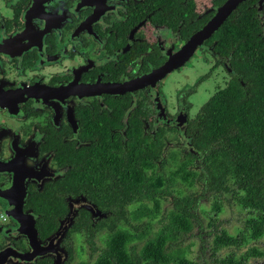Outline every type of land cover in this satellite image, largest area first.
<instances>
[{"label": "flooded vegetation", "instance_id": "obj_1", "mask_svg": "<svg viewBox=\"0 0 264 264\" xmlns=\"http://www.w3.org/2000/svg\"><path fill=\"white\" fill-rule=\"evenodd\" d=\"M248 66L264 69V0H0L1 259L92 264L115 243L117 230L131 232L125 245L138 258L180 198L165 168L174 161L195 169L187 123L218 91L227 88L236 99L250 80ZM170 79L183 86L172 112L165 97ZM213 81L224 88L210 96ZM157 106L170 119L159 118ZM156 145V158L135 156L136 148ZM133 168L141 180L170 182L168 196L153 201L145 190L133 192ZM231 188L189 210L191 231L175 241L186 246L188 237L198 245L190 261L220 264L231 256L236 264H264V225L252 240L248 221L257 210L236 203ZM202 200L213 202L218 219L208 229L196 215ZM223 208L237 227L220 220ZM60 226L59 241L47 243ZM221 235L240 245L212 251ZM222 250L228 252L219 258Z\"/></svg>", "mask_w": 264, "mask_h": 264}, {"label": "trees", "instance_id": "obj_2", "mask_svg": "<svg viewBox=\"0 0 264 264\" xmlns=\"http://www.w3.org/2000/svg\"><path fill=\"white\" fill-rule=\"evenodd\" d=\"M245 76L250 78L247 84L238 87L240 94L236 99H228L227 106L231 113L230 117L221 121V130L210 136L212 118L214 116L215 98L211 97L204 103L195 118L187 123L186 135L190 143L198 153L195 169L187 163L180 166L181 179L188 177L189 184H198L197 195L187 194L175 200L174 208L159 221L163 224L153 236L149 237L139 253L134 252L133 247H127L133 240L129 231H116L115 243L108 244L107 249L100 254L92 264H197L186 257V246H180L175 240L191 231L190 218L193 216L189 210L206 195L232 193V199L240 206L257 210V219H250V237L257 239L263 233L264 225V69L257 67H245ZM237 86V85H236ZM159 146H149L144 151L135 149V156L141 160V153L151 159L156 158ZM131 190L145 194L155 201L157 198H166L169 194L167 185L170 182L151 179L141 180L136 169L133 168ZM138 177V178H137ZM185 182V181H184ZM163 188H160L162 187ZM156 213L148 214V217H156ZM199 229L200 223L197 220ZM148 229L149 227H144ZM142 228L141 236L146 233ZM224 235V234H223ZM240 244L227 237L214 238L213 249L221 246ZM205 246L202 248L204 251ZM254 255L248 251V255ZM220 264H236L230 256L222 259ZM43 264V263H39ZM84 264V263H80ZM199 264H207L200 261Z\"/></svg>", "mask_w": 264, "mask_h": 264}, {"label": "rangeland", "instance_id": "obj_3", "mask_svg": "<svg viewBox=\"0 0 264 264\" xmlns=\"http://www.w3.org/2000/svg\"><path fill=\"white\" fill-rule=\"evenodd\" d=\"M186 79H184L181 75H180V83L182 82H185ZM174 80L173 79H170L167 83V85H165V97H166V100H167V103H168V106H169V110L172 112L173 110V102H174V99H175V94L176 92L181 88L182 89V85L179 86H174L172 84ZM213 83H215L212 87H213V91L211 90V87L208 91V94L211 96V94H214L217 90H220V89H223L224 87L222 85L219 84V81H213ZM212 84V83H211ZM180 89V90H181ZM216 90V91H215ZM227 88L224 89V91H218L216 93V98H215V108H214V116L212 118V127H211V135L213 134H216L218 133L220 130H221V121L224 119L226 120L227 118L230 117V112L228 110V106H227V100L228 99H233L235 98L236 96L234 95V97L232 96L233 93H231L230 91H226ZM206 92L204 89H202L201 92H199V95H200V98L198 100H196V105H198V101H200L203 96L202 95H205ZM202 96V97H201ZM176 99H177V102L180 101V98L178 96H176ZM163 103V101H162ZM163 105V104H162ZM193 106V105H192ZM168 108V107H167ZM180 108H183L186 110V108L181 105ZM157 111H160V114H159V118L163 119V120H168L170 118H168L165 114H164V111H163V108L162 106L158 107L157 106ZM190 118L195 114V110H192V107L190 108ZM174 120V119H172ZM171 151L172 154L176 153L177 150L176 149H172ZM169 155V153H168ZM167 155V156H168ZM170 161L172 160L170 157H167ZM172 164L167 166L164 170L165 172V175L166 176H169L171 177L170 181H171V187H173V192L178 196V197H182V196H185L187 194H189L190 192H195L197 191L198 192V188L197 187H193L189 184V181H188V177L185 176L184 179L185 180H182L181 179V175H180V171L178 170L179 166L178 164H176L174 161H171ZM175 171V172H174ZM173 172L175 173V176L173 177L174 178V181L172 179V174ZM185 181V182H184ZM227 198V197H225ZM228 199V198H227ZM215 202V201H214ZM221 202V201H220ZM221 207H223V203H221ZM235 207V206H234ZM214 207H213V202L210 201H200L198 206H197V212H196V215L201 223V226L204 225V228L205 229H208L206 228V225L207 223L211 222L213 220V222H216L218 219L213 217L214 215ZM220 220L224 221V225L228 228H235L238 226V222L236 220V216L233 215L232 212H228L225 210V208H223V214L220 218ZM194 237V236H192ZM207 242L209 241L208 238H204ZM184 243L187 247L186 249V257L187 259L189 260H193L195 258V252L196 254L198 255V245L194 244L193 243H189L188 241V237H186V239L184 240ZM183 243V244H184ZM249 248V247H247ZM196 250V251H195ZM244 249H241L239 252L236 251L234 253L236 254H240L242 253ZM231 251V250H229ZM226 252H228V250H222L218 253V257L219 258H222L226 255Z\"/></svg>", "mask_w": 264, "mask_h": 264}, {"label": "water", "instance_id": "obj_4", "mask_svg": "<svg viewBox=\"0 0 264 264\" xmlns=\"http://www.w3.org/2000/svg\"><path fill=\"white\" fill-rule=\"evenodd\" d=\"M230 9H231V6L228 7V9H225V13H227V11H229ZM220 21H221V18H218L216 21H214L212 23V26L209 25V30L216 28V26L220 23ZM168 70H169V68H165L164 70L161 71V73H166ZM68 217H70V219H71V213ZM68 223H69L68 219H66L64 222V227H67ZM64 227L60 226V228L56 231V233L51 238H49L47 240V243L48 242L50 243L52 240H55V242L57 243L59 241V239L61 238V236L64 234ZM41 255L42 254H38V256H41ZM1 258L2 257L0 255V264H6L7 261H3ZM22 258H24V257H22ZM28 261H30V260H26V258H25V262H16V264H23V263H26ZM53 264H59V259H57Z\"/></svg>", "mask_w": 264, "mask_h": 264}]
</instances>
